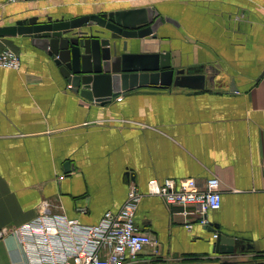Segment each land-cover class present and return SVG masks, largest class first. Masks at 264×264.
<instances>
[{"label": "crops", "instance_id": "0c3cea01", "mask_svg": "<svg viewBox=\"0 0 264 264\" xmlns=\"http://www.w3.org/2000/svg\"><path fill=\"white\" fill-rule=\"evenodd\" d=\"M139 8L177 25L129 44L169 51L176 70L206 76L205 90L141 88L102 106L74 93L30 38L0 37V51L21 59L19 71L0 69V232L32 221L43 201L96 225L135 185L145 194L135 222L160 255L148 249L134 264H227L214 233L187 229L177 209L147 195L152 179L203 187L216 176L222 205L209 225L241 241L231 264H264V0H0V27ZM0 264H26L15 237L0 239Z\"/></svg>", "mask_w": 264, "mask_h": 264}, {"label": "water", "instance_id": "95a60500", "mask_svg": "<svg viewBox=\"0 0 264 264\" xmlns=\"http://www.w3.org/2000/svg\"><path fill=\"white\" fill-rule=\"evenodd\" d=\"M171 18L158 16L152 8L113 11L70 20L32 17L0 27V37L30 38L32 44L53 59L71 90L82 98L107 105L123 92L141 88L205 90L206 76L176 70L169 51H136L147 38L156 40L157 30ZM86 29V30H85ZM231 90L236 92L235 84ZM70 164L65 165L68 170ZM211 233L217 228L204 226ZM239 239L219 233L217 252L235 254Z\"/></svg>", "mask_w": 264, "mask_h": 264}, {"label": "built area", "instance_id": "2783aa9c", "mask_svg": "<svg viewBox=\"0 0 264 264\" xmlns=\"http://www.w3.org/2000/svg\"><path fill=\"white\" fill-rule=\"evenodd\" d=\"M40 0H8L9 3ZM20 56L11 49L0 51V69L19 71ZM123 97L117 98L122 101ZM63 179V178H61ZM147 195L161 198L186 220L208 226L207 215L222 205L221 181L213 176L199 187L195 179H152ZM145 194L131 185L125 205L116 213L107 212L96 225H84L62 212L53 211L48 201L38 208L36 218L22 226L4 229L0 236L17 239L26 264H134L148 249L160 255L159 242L136 224L138 206ZM218 239V234L214 233ZM237 255V254H235ZM234 254L223 257L232 263Z\"/></svg>", "mask_w": 264, "mask_h": 264}, {"label": "trees", "instance_id": "16d2710c", "mask_svg": "<svg viewBox=\"0 0 264 264\" xmlns=\"http://www.w3.org/2000/svg\"><path fill=\"white\" fill-rule=\"evenodd\" d=\"M260 262H263L262 258H256L255 260L252 261V264H260ZM227 264H231V263H227Z\"/></svg>", "mask_w": 264, "mask_h": 264}, {"label": "rangeland", "instance_id": "374dc122", "mask_svg": "<svg viewBox=\"0 0 264 264\" xmlns=\"http://www.w3.org/2000/svg\"><path fill=\"white\" fill-rule=\"evenodd\" d=\"M107 7V9H103V10H112V8H115V7H117V6H110V5H108V6H106ZM121 7H123V8H126V7H128V5H125V6H121ZM252 262V261H251Z\"/></svg>", "mask_w": 264, "mask_h": 264}, {"label": "bare ground", "instance_id": "6f19581e", "mask_svg": "<svg viewBox=\"0 0 264 264\" xmlns=\"http://www.w3.org/2000/svg\"><path fill=\"white\" fill-rule=\"evenodd\" d=\"M107 14H108V13H107ZM85 30H86V29H85ZM70 87H71V86H70ZM61 178L64 179V177H61ZM37 215H38V213H37ZM34 219H35V218H34ZM34 219H33V220H34ZM4 237H7V236H4ZM4 237H1V236H0V239H3Z\"/></svg>", "mask_w": 264, "mask_h": 264}]
</instances>
